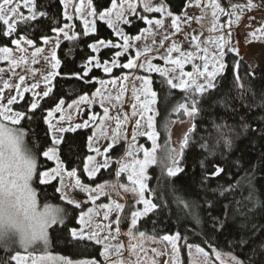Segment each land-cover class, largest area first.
<instances>
[{"label":"snow or ice","instance_id":"snow-or-ice-1","mask_svg":"<svg viewBox=\"0 0 264 264\" xmlns=\"http://www.w3.org/2000/svg\"><path fill=\"white\" fill-rule=\"evenodd\" d=\"M65 4L64 17L65 20H73V15H70L67 11L68 0H62ZM142 6L145 13H159L161 18L150 19L147 15H139V19L146 23L149 27L142 29V33H150L151 26L155 24L157 27H162L164 23L163 17H171V27L176 32H180L181 18L174 16L173 13L163 4L154 5L152 0H111V7L97 12L92 7V0H88V7L90 11L88 16L92 19L88 20L82 14L83 0H81L80 6L74 8L76 16H78L84 23V35L89 33H95L97 18L101 21H105L107 26L113 30L116 37L119 38L120 42H113L112 40L100 39L89 47L94 55L90 56L88 61L83 66V76H87L93 68L102 69L104 73H111L114 68L123 67L126 69H135L137 67L144 69L146 72H158L166 80L167 85L171 89H179L186 94L183 102H180L173 109L176 113H183L184 115L193 118L199 111V104L205 97L206 93L216 87L217 77L224 74L228 65L225 63V56L227 51H231L239 55V51L235 47H228L229 40L225 39L224 32L227 31V35L231 36V25L233 23H239L241 15L244 9L251 10L256 5L253 0H247L245 5H231L233 9H239V12H227L224 7L218 2V0H207V3H201V0H196V6L200 7L202 12L200 16L186 17L184 23H189L193 19L197 23L202 22L205 15L211 10V26L208 28L209 36L203 41L200 40V35H192L190 40L194 43L195 51L184 52L181 47L175 42L172 43L171 47L167 49V54L160 57L164 59L166 64H170V68H159L152 64L151 59L148 58V53L151 49L145 47L143 51L137 50L136 56L129 59L125 64H119V57L123 56L130 47L132 40H140L141 35L134 37L129 36L123 30L118 27L119 24L129 25L131 20L129 16L138 15L137 9ZM26 10L25 11H22ZM47 13L37 10L36 0H0V26L3 27V31L0 34L12 37L16 34L18 38L11 39V43L16 45L20 52H25L27 49L22 47V42L26 45H33V40L27 39L23 35H19L18 26L20 24H27L29 21H37L38 18L46 16ZM221 15L228 16L229 19L227 24L220 22ZM234 17V19H232ZM251 19V17H250ZM72 25L65 24L62 28H54L53 31L56 33H63L66 39H76L77 34L69 35L66 29H70ZM219 33V35H216ZM260 33L264 36V25L260 28L255 29L249 35L253 39H260L257 35ZM45 43L50 42L48 37H43ZM165 40L169 39L168 36L164 37ZM213 45L210 50L208 45ZM163 45V40L161 41ZM59 46V39H57L55 46L51 52V67L54 71L44 76V82L46 84V90L43 93L34 91L39 87V84H32L30 87H21L25 80L24 76H20L19 80L21 83L15 85L17 95L11 96L7 103L4 104L3 90L0 89V242L5 244L16 238L19 245L25 250L27 254L21 252H15L10 255L6 261H0V264H99L96 259H81L73 261L70 258L64 256L52 255L48 252H43L39 255L32 251H29L33 246L43 243L45 246L49 243L48 229L53 225L64 224V216L61 214L62 209L53 208L51 205H45L43 211L38 210L37 194L35 189L32 187V181L34 176L39 178L41 184H48L57 177H61V188L57 191H62L63 178L62 174L67 171L64 162L60 158L59 145L63 142V133L75 132L78 128L89 127V122L85 121L82 124H77L75 127H61L59 121L53 123L54 114L62 112V106L64 100L61 99L55 106V108L47 111V116L44 118L45 123L48 125V134L51 138V146L43 150L42 155L48 161H55V167L46 169L38 172V156L29 149L25 143L26 132L20 125L21 120L26 118L25 112H14L11 106L17 103L18 97L23 99L24 93L33 91V99L29 105L30 111H35L40 108V101L45 97H48L52 92L51 81L59 74L55 69L60 67V60L57 58L55 48ZM105 49H116L110 59H101L100 53ZM42 49L37 48L32 53L33 57ZM12 49L8 47H0V59L8 60L11 57ZM176 52V57L172 56V53ZM144 55L145 61L137 64V60ZM199 59L202 64H197L194 61ZM22 62H26V58L21 56L19 60H11L12 65L15 67ZM36 61L33 60V63ZM192 64L193 71H184L185 64ZM239 62L237 61L234 66L235 80L237 86L243 90L244 85L240 83V75L238 72ZM171 73V75H170ZM178 73V74H177ZM79 78L83 79V76L76 74ZM127 80L128 77L123 78ZM142 82V96L137 95V89L133 86V97L135 102L131 105L133 112L132 115H139L140 119L135 122V129L133 130L132 139L135 141L137 135L147 136L152 142V147L145 148L143 145H130V150L126 152V157L131 158L127 162L118 161L119 168L115 175L119 177L121 173L127 172V180L130 182L131 187L125 184H120L118 187L123 189L124 192H131L136 197L135 203L142 205V208H136L130 212L131 228L127 235L130 238L128 250L130 257L135 255L137 251H146L142 245L132 243L135 239V234L132 229H135L138 221L153 212L157 205L152 202L151 199L145 196V193L149 191L146 183L148 176L146 174L149 166L158 163L157 149L160 147L158 144L159 133L155 128V109L153 105L157 103V92L152 89V81L148 76L137 77ZM101 85L106 83L116 84V80L112 81H100ZM5 88L12 87L8 82L4 83ZM124 89H121V93ZM94 96L100 97V105L104 109L105 119L115 120V129L112 131L111 140L112 143L108 144V147L101 152L100 148H93L92 141L93 137H89V150L95 152L96 155H89L83 161V172L86 174L88 179L96 177L97 173L101 169H107L110 165V160L107 155L110 149H112L121 137L122 125L128 119V114L124 113L123 117L118 113L116 117L109 115V108L104 107V101L107 100L112 104V107H116L118 104L122 107V95L118 94L112 96L110 93L105 95L101 92V89H97ZM87 95L81 96L79 101H74V105L79 103H92ZM137 105H139V111H137ZM63 115L60 120H63ZM97 117L95 115L90 117V120L95 121ZM144 122L143 124L141 122ZM103 125V120L100 121V125ZM144 128V131H137L140 128ZM195 126H193L194 128ZM190 129L189 131H191ZM126 139L127 137L124 136ZM189 137L186 134L180 141L179 149L177 148H166L164 156L159 161L164 164L167 168V173L170 176H176L178 173L183 172L180 162L184 155V149L187 147ZM142 151L143 158H139V153ZM104 156L103 162L97 161V156ZM224 171L223 168L216 166L214 171L209 174L207 178L212 176H219ZM67 174L70 177H75L74 187L80 192L86 194L87 199L84 203L91 202L93 205L99 199V196L106 195L105 189L106 184H97L94 187L85 184L81 181L77 175L76 169L68 171ZM116 188L117 185H113ZM62 199L67 200L70 205H75L76 208L81 207V202L70 199L67 195H62ZM187 206V205H185ZM99 209H103V220L109 221V216L112 212H116L115 221H111L107 224L95 222V218L100 215ZM97 207H89L87 211H81L79 215V228H72L70 235L73 240L77 242H94L95 245H101L103 251L100 255L104 258V264H132L131 259L125 260L123 258V250L125 245L123 242H116L117 237L120 234L119 224L121 221V213L125 210V205L117 201H112L110 204H101ZM115 223L117 227L115 230L112 229V224ZM102 233H104L102 235ZM115 233V234H114ZM140 238H145V233H139ZM164 241H167L171 246V260L165 261V264H182L181 262V246L180 241L182 239L179 232L172 235H165L162 237ZM186 240V238H184ZM191 255L192 246H188ZM151 252L156 255H162L163 253H157L156 249H150ZM195 251L197 254H201L207 260L208 253L203 248L196 246ZM219 258L220 253H216ZM234 264H243V261L238 260L236 257H232ZM135 264H141L140 257L136 256ZM152 264H156L155 259L152 260Z\"/></svg>","mask_w":264,"mask_h":264},{"label":"trees","instance_id":"trees-1","mask_svg":"<svg viewBox=\"0 0 264 264\" xmlns=\"http://www.w3.org/2000/svg\"><path fill=\"white\" fill-rule=\"evenodd\" d=\"M163 1L173 14H179L187 0ZM36 4L37 10L47 15L18 26L19 35L33 40L35 47L41 45L43 37L51 36L53 29L60 28L66 21L61 0H36ZM92 5L100 12L110 7L111 0H92ZM128 18L131 24H123L122 27L129 36L145 27L137 16ZM96 29L95 33L84 35L81 21L75 18L74 33L77 38L62 41L56 50L60 67L52 92L40 101V108L34 112L29 110L32 97L28 93L13 105L15 110L26 113V118L18 127L25 130L27 147L38 156V172L53 165L40 155L51 146L44 119L47 111L61 99L68 103L83 94L93 93L97 88L94 80L105 77L96 68L83 76V66L94 55L90 44L100 39L120 42L113 30L99 19ZM13 38L18 36L0 34V46L10 47ZM115 51L105 49L99 55L101 59H110ZM226 57L227 69L217 77L216 87L206 93L198 105L199 113L193 117L189 142L179 165L183 172L170 176L156 166L149 169L147 192L157 208L138 221L137 229L153 236L179 232L185 245L195 244L210 252L228 253L243 264H264V64L251 69L235 55L229 53ZM126 60L127 55L120 57L122 63ZM237 61L243 90L235 80L234 66ZM122 70L117 68L111 75H117ZM151 81L153 90L157 92L156 123L160 126L175 113L173 109L183 102L186 95L171 89L157 75H153ZM90 134V127L66 132L59 145L60 158L66 170L76 169L83 180H87L83 161L89 153L87 143ZM122 150L123 145H118L110 153ZM216 166L224 171L219 176L206 179ZM111 177L102 171L98 180ZM34 187L42 203H52L63 209L64 224L54 226L49 233L51 251L74 260L94 258L99 261V245L77 242L71 237L70 230L78 227L79 209L61 200L57 182L41 184L36 176ZM9 254V250L0 246V261H6Z\"/></svg>","mask_w":264,"mask_h":264},{"label":"rangeland","instance_id":"rangeland-1","mask_svg":"<svg viewBox=\"0 0 264 264\" xmlns=\"http://www.w3.org/2000/svg\"><path fill=\"white\" fill-rule=\"evenodd\" d=\"M62 2V0H61ZM218 2L221 4L222 7L225 8V10L229 13L231 12H239V9H233L231 5H245L247 3V0H218ZM81 0H68V6L67 11L70 15H73V20L71 21H65V23L60 27H64V25L70 24L72 27L70 29H66L68 31V34L71 36L74 34V19L77 18L81 21L83 28L84 23L83 20H81L78 16H76L74 12V8L76 6H80ZM152 3L154 5H158L163 3L166 7L167 5L163 0H152ZM201 3H207V0H201ZM253 3L256 5L255 8H252L251 10L244 9L243 13L241 15L239 23H233L231 25V36L230 38L227 35V31L224 32V36L226 40H229L228 47H235L239 51V55L236 53H233L231 51H227L226 56L230 53V55H235L237 58H241L251 69L259 68L264 64V36H261L260 33H257L258 36H260V39H253L249 33L253 32L255 29L260 28L261 25H264V0H253ZM63 5V18L64 12H65V4L62 2ZM93 7V5H92ZM111 7V5H110ZM168 8V7H167ZM26 13V10H23ZM90 11L88 7V0H83V9L82 14L85 18L88 20H91L92 17L88 16V12ZM138 15H136L139 18V15H147L150 19H159L161 18V15L159 13H145L143 11L142 6L138 7L137 9ZM201 8L196 6V0H187L185 7L179 14H173L174 16H179L181 18L180 22V32H176L175 29L171 27V17H163L164 23L162 27H157L155 24L151 26V32L150 33H142L141 30L148 28L149 26L145 23V27L142 28L139 33L132 35V37L136 35H141L142 38L140 40H132L131 45L132 47L129 48V50L124 54L127 55V60L122 63L120 61V57L118 59L119 64H125L128 62L129 59H132L136 56L137 50H140L141 52L145 47H148L151 49V52L148 53V58L151 59L152 64L156 65L159 68H170V64H166L164 59H161L160 57L165 56L167 54V49L171 47L172 43L175 42L177 45L181 47V50L184 52L188 51H195L194 43L190 40V37L192 35H200V33H203L202 36H200V40L203 41L206 37L209 36L208 28L211 26V10L205 15L202 22L197 23L195 19L190 21L189 23H184L183 21L186 19V17H196L201 15ZM130 17V16H129ZM251 17V19H250ZM98 19V18H97ZM229 17L225 15H221L220 22L227 24ZM234 19V17H232ZM106 23L105 21H102ZM107 24V23H106ZM123 24H119L118 27H122ZM92 34V33H89ZM216 35H219L217 33ZM168 36L169 39L165 40L164 37ZM49 41L48 43H45L44 39H42V43L40 46L35 47L34 45H26L22 42V47L27 49L25 52H20L16 45L12 44L10 49H12L11 57L8 60L0 59V89L3 90V100L2 102L4 104L7 103V100L13 96L17 95L15 85L21 83L19 80L20 76H24L25 80L23 82V86L21 87V91H23V87H30L32 84H39V87L36 88L34 91L43 93V91L46 90V84L44 82V76L48 75V73L54 71L51 67V52L53 50V47L56 44L57 39H59V43L66 40L63 33H56L53 32L51 36L48 37ZM163 40V45H161V41ZM122 43V41H120ZM5 47V46H0ZM209 49L211 50L213 45H208ZM37 48L42 49L41 52H38L35 57H33L32 53L36 51ZM57 50V47L55 48V51ZM132 52V54H131ZM3 55V54H0ZM178 53L173 52L172 56L176 57ZM23 56L26 58V62H22L17 66H13L11 63V60H19L20 57ZM225 56V63L227 61V57ZM33 60L36 62L33 63ZM145 61V56L142 55L139 60H137V64L143 63ZM197 64H202V61L199 59H196L194 61ZM117 68H123V67H117ZM117 68H114L113 71ZM102 72L103 70L100 69ZM55 71L58 72V69H55ZM112 71V72H113ZM184 71L191 72L193 71L192 64H185ZM111 73H104L105 77L103 78H96L94 81L97 83V89H101V92L105 95L111 94L113 97L121 94L122 95V107L118 104L116 107H112V104L105 100L104 101V107L109 108V115L111 117H116L119 113L121 117H123L124 113L128 114V119L126 122L122 125V132L121 137L118 140V142L115 144V146L123 145V152H118L116 154L110 153L111 149L107 153L110 165L107 169H101L100 172L97 173L96 177L93 179H88L81 181L85 184H88L90 186H95L97 184H106L107 188L105 189L106 195L99 196V199L96 201V204L93 205L91 202L84 203L86 201L87 196L86 194L80 192L78 189L74 187L75 185V177H70L67 172L65 171L62 174L63 178V189L62 191H57V193L60 195V198L63 202L67 203V200L62 199V195H67L68 198L74 199L81 202V207L77 208L78 210V217H77V223L79 228V215L81 211H87L89 207H97L101 204H110L112 201H117L119 203H122L125 205V210L123 213H121V221L119 224L120 234L117 237V241H113V243L116 242H123L125 245V249L123 250V258L125 260L131 259L132 264H135L136 256L140 257L141 264H152V260L155 259L156 264H165V261L171 260V246L168 244L167 241H164L162 239L163 236H153L145 233V238H140L139 233H144L143 231H140L137 229V225L135 229H132V231L135 234V239L132 240V243H137L143 246V248L146 251H137L135 255H132L130 257V252L128 250V245L130 242V238L127 235L129 232V229L131 228V219H130V212L132 210H135L136 208H142V205H137L135 203L136 197L131 192H124L123 189H120L118 185L125 184L131 187L130 182L127 180L128 173L124 172L121 173L119 177L115 175L116 171L119 168L118 161L127 162L131 158L126 157V152L130 150V145H143L145 148H151L152 142L147 138V136H140L137 135L135 141L132 139L133 130L135 129V122L137 119H140L139 115H132L133 109L131 105L135 102L133 97V86L137 89V95H141V99H143L142 96V82L141 80L137 79V77H144L148 76L151 80V77L153 75L159 76L160 79L166 82L165 78L161 76L158 72H146L144 69H141L139 67L135 69H126L123 68L121 72H119L117 75H111ZM178 74V73H177ZM171 75V73H170ZM127 76L128 79L124 80L123 78ZM112 81L116 80V84L106 83L104 85H101L100 81ZM53 81H51V87H53ZM8 82L9 85L12 87L5 88L4 83ZM216 83V81H215ZM152 86V85H151ZM124 89V91L121 93V89ZM153 89V88H152ZM96 90L91 94H83L81 96L87 95L89 97V100L93 101L92 103H79L78 105H74L73 107H69V105L73 104L74 101H79L80 97H77L76 99L64 103L62 106V112H57L54 114L53 123H57L59 121V125L61 127H75L77 124H82L85 121L89 122V127L91 128V134L89 137H93L92 141V147L93 148H100L101 152L103 153V150L108 147L109 143H112L111 135L112 131L115 129V120L114 119H105L104 118V109L100 105V97L94 96L93 94L96 93ZM179 90V89H177ZM28 93L32 99H33V91L25 92L24 95ZM186 95V94H185ZM24 97V96H23ZM22 99L18 97L17 103H19ZM16 104V103H15ZM14 105V104H13ZM13 105L11 106L12 110L14 112H17L13 108ZM55 108V107H53ZM52 108V109H53ZM153 108L155 109L156 115H155V128L156 131L159 133L158 137V144L160 147L157 149V159L158 163L153 164L148 167L147 169V176L148 179L146 183H148L149 180V169L152 166H156L160 171L167 173V168L164 164L160 163L159 161L165 154L166 148H177L179 149L180 141L183 139V137L187 134L189 137L190 129H192L193 125V118H190L186 115L181 113H173L167 121L163 122L162 124L157 125L156 123V104L153 105ZM137 111H139V105H137ZM63 115L64 119L60 120V117ZM95 115L97 119L95 121L90 120V117ZM47 116V114H46ZM103 120V125H100V121ZM144 123L143 121L141 122ZM48 126V125H47ZM82 129V128H78ZM145 129L142 127L137 131H144ZM64 135V133H63ZM124 136L127 138L125 139ZM87 149H88V155H96L95 152H92L89 150V138L87 143ZM139 158H143L142 151L139 153ZM104 156H97L98 162H103ZM52 162V167H55V161ZM181 165V162H180ZM49 168V169H51ZM44 171V170H43ZM102 171L106 172V175H112L109 179H101L98 180L99 175ZM86 175V174H85ZM87 177V176H86ZM114 178V179H113ZM36 176H34L32 181V187H34ZM39 180V178H38ZM57 182V189L61 188V177H57L56 180H53ZM52 182V181H51ZM40 183V182H39ZM113 185H117L116 188H113ZM36 191V189H35ZM37 194V191H36ZM145 196L149 199L150 195H148V192L145 193ZM37 204H38V210L43 211L45 205H51L53 208H59L62 209L59 205H54L52 203H42L40 200V197L37 194ZM68 204V203H67ZM70 205V204H69ZM74 206L75 205H71ZM63 210V209H62ZM100 215L95 218V222L107 224L111 221H115L116 212H112L109 216V221L103 220V209H99ZM63 215V212L61 213ZM138 224V223H137ZM61 224L53 225L51 228L48 229V234L50 233V230L54 226H60ZM117 225L115 223L112 224V229L115 230ZM104 233H102L103 235ZM115 234V233H114ZM165 236V235H164ZM190 245V244H189ZM189 245H185L180 241L181 246V262L182 264L185 262L186 264H234V261L232 260V255L228 253H220L219 258H217L216 253L217 251H207L208 253L207 260H205V257L201 254H197L195 251L196 246L192 244L191 248V255L189 250ZM0 246H2L4 249L10 251V255L14 254L15 252H21L22 254H27L25 250L19 245L18 240L16 238H13L12 240L8 241L6 244L4 242H0ZM100 249L101 252L103 251V247L101 245ZM200 247V246H199ZM202 248V247H200ZM150 249H156L157 253H163L162 255H156L155 253L151 252ZM29 251L34 252L35 254L39 255L43 252L51 253L52 255L56 256H63L59 253L53 252L50 249V236H49V243L47 246H45L42 242L33 246L32 249ZM66 257V256H64ZM68 258V257H67ZM73 261H76L72 259ZM81 260V259H79ZM98 261V260H97ZM99 264H104V258L101 256L100 260L98 261Z\"/></svg>","mask_w":264,"mask_h":264}]
</instances>
